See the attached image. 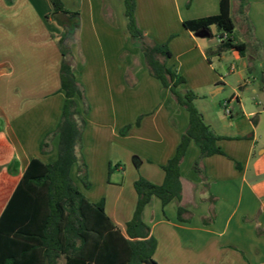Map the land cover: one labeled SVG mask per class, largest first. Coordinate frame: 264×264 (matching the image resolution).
<instances>
[{
    "label": "crops",
    "instance_id": "1",
    "mask_svg": "<svg viewBox=\"0 0 264 264\" xmlns=\"http://www.w3.org/2000/svg\"><path fill=\"white\" fill-rule=\"evenodd\" d=\"M60 1L79 19L69 48L86 101L75 98L84 120L80 152L89 186L74 175L76 164L70 175L91 201H104L123 229L136 202L133 181L142 176L162 182L161 166L174 154L188 112L149 74L127 31L123 0ZM135 1L139 27L151 40L167 43L166 66L184 78L177 88L195 93L204 122L223 137L217 141L222 153L204 156L197 169L199 148L188 144L179 200L162 206L152 196L144 206L142 219L156 240L153 258L158 264L264 263V0H248L243 14L237 12L238 0H230L235 30V17L240 21L244 39L234 35L245 45L243 55L223 48L219 32L211 41L210 28L198 37L183 26L185 20L218 13V0ZM51 11L50 0H0V215L30 159L57 157L58 136L40 152L65 97L55 38L62 27L47 16ZM228 57L235 62L227 64ZM128 175L127 202L121 187L110 197L104 187L95 189ZM178 206L186 211L183 221ZM64 263L58 258L57 264Z\"/></svg>",
    "mask_w": 264,
    "mask_h": 264
},
{
    "label": "trees",
    "instance_id": "2",
    "mask_svg": "<svg viewBox=\"0 0 264 264\" xmlns=\"http://www.w3.org/2000/svg\"><path fill=\"white\" fill-rule=\"evenodd\" d=\"M50 2L52 11L47 16L52 15L62 27L55 38L61 53L60 89L65 97L59 121L41 140L40 152H47L53 137L58 136L57 157L50 162L31 158L2 211L0 264H57L60 257L64 258V264H158L153 258L156 240L142 219L144 206L152 196L158 197L162 206L179 200L180 163L188 144L193 141L199 148V157L194 162L197 169L204 156L222 153L217 141L223 137L204 122L193 103L195 93L177 88L184 78L166 66L170 56L167 43L148 38L136 20V1L123 0L127 31L136 40L149 74L168 88L176 102L187 110L188 122L174 154L161 166L162 182L153 183L142 176L133 181L136 202L124 228L118 227L107 214L104 201H91L70 175L72 164H76L77 178L84 187L89 186L80 152L84 120L77 111L75 98L86 101L69 48L79 19L78 13L67 11L60 0ZM218 5V13L185 20L183 26L192 32H205L215 26L220 36L226 35L219 44L243 55L245 45L236 41L230 0H218ZM247 5L248 0H238L237 12L243 14ZM65 14L69 16L61 18ZM185 212L183 207H177L178 220H185Z\"/></svg>",
    "mask_w": 264,
    "mask_h": 264
},
{
    "label": "rangeland",
    "instance_id": "3",
    "mask_svg": "<svg viewBox=\"0 0 264 264\" xmlns=\"http://www.w3.org/2000/svg\"><path fill=\"white\" fill-rule=\"evenodd\" d=\"M50 18L54 19V17L52 15L50 16ZM235 23H236V30H235L236 31V38L238 41H242L244 38L242 37V34L239 30L240 21L236 17H235ZM210 31H211V37L209 39L211 41H213L214 36L217 33V28L215 26H211ZM247 55L253 56V55H251L249 50L247 52ZM213 60H214V62L216 61V59H213ZM248 60L251 62L253 60V58H248ZM226 62H227V64L230 65V64H233V62H235V59H233L232 57H228ZM112 169H114V166H112ZM112 171H114V170H112ZM75 174H76V171L74 172V175ZM128 177H129V175L127 177H124V180L122 178L121 181H118V182L114 181L115 183L113 181L112 182L110 181L112 184L106 183L105 185L99 184V185H94V186H95L96 190L97 189L100 190L102 187H104V193H105V195H108V197H110V195L112 193L113 194L117 193L118 189L121 187V189H122V199L121 200H123V201L126 200V202H127V198H128V195H127L128 194V191H127L128 190Z\"/></svg>",
    "mask_w": 264,
    "mask_h": 264
},
{
    "label": "built area",
    "instance_id": "4",
    "mask_svg": "<svg viewBox=\"0 0 264 264\" xmlns=\"http://www.w3.org/2000/svg\"><path fill=\"white\" fill-rule=\"evenodd\" d=\"M225 37H226L225 33L222 36L218 35L217 36V41L220 42V41L224 40ZM222 109H223L225 114H229L230 113V110H229V107L227 105V102H223L222 103Z\"/></svg>",
    "mask_w": 264,
    "mask_h": 264
},
{
    "label": "water",
    "instance_id": "5",
    "mask_svg": "<svg viewBox=\"0 0 264 264\" xmlns=\"http://www.w3.org/2000/svg\"><path fill=\"white\" fill-rule=\"evenodd\" d=\"M195 35L198 36V37H202V36H205L207 35V32H195Z\"/></svg>",
    "mask_w": 264,
    "mask_h": 264
}]
</instances>
